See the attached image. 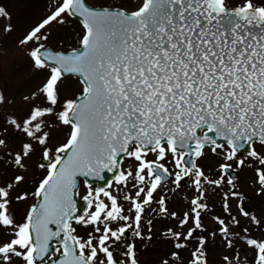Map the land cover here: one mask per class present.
Returning a JSON list of instances; mask_svg holds the SVG:
<instances>
[{
	"label": "snow or ice",
	"instance_id": "6c2138e0",
	"mask_svg": "<svg viewBox=\"0 0 264 264\" xmlns=\"http://www.w3.org/2000/svg\"><path fill=\"white\" fill-rule=\"evenodd\" d=\"M16 32L0 0L31 81L0 88V264H264V0H43Z\"/></svg>",
	"mask_w": 264,
	"mask_h": 264
},
{
	"label": "rangeland",
	"instance_id": "374dc122",
	"mask_svg": "<svg viewBox=\"0 0 264 264\" xmlns=\"http://www.w3.org/2000/svg\"><path fill=\"white\" fill-rule=\"evenodd\" d=\"M7 3L17 26V32L7 38V46L10 47L11 42L30 24L35 22L43 12V0H2ZM31 86L30 79L27 78L26 60L22 55L15 53H7L0 56V88L7 87L11 90L16 99V107H19V97ZM261 205L259 202L255 205L254 210L258 211ZM153 249L149 248L145 251L144 260L146 264L154 259L151 255Z\"/></svg>",
	"mask_w": 264,
	"mask_h": 264
},
{
	"label": "water",
	"instance_id": "95a60500",
	"mask_svg": "<svg viewBox=\"0 0 264 264\" xmlns=\"http://www.w3.org/2000/svg\"><path fill=\"white\" fill-rule=\"evenodd\" d=\"M109 175H111V174H109Z\"/></svg>",
	"mask_w": 264,
	"mask_h": 264
}]
</instances>
